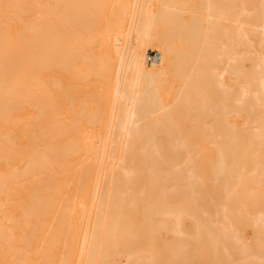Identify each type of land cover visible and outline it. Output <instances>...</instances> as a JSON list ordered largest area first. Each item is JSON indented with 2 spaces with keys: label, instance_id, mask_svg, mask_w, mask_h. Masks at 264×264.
<instances>
[{
  "label": "bare ground",
  "instance_id": "obj_1",
  "mask_svg": "<svg viewBox=\"0 0 264 264\" xmlns=\"http://www.w3.org/2000/svg\"><path fill=\"white\" fill-rule=\"evenodd\" d=\"M0 264H264V0H0Z\"/></svg>",
  "mask_w": 264,
  "mask_h": 264
},
{
  "label": "rangeland",
  "instance_id": "obj_2",
  "mask_svg": "<svg viewBox=\"0 0 264 264\" xmlns=\"http://www.w3.org/2000/svg\"><path fill=\"white\" fill-rule=\"evenodd\" d=\"M154 52H157V50L156 49H147V51H146V54L148 55V57L149 56H153V54H154ZM153 60L152 59H149V58H147V63L150 65V63L152 62Z\"/></svg>",
  "mask_w": 264,
  "mask_h": 264
},
{
  "label": "built area",
  "instance_id": "obj_3",
  "mask_svg": "<svg viewBox=\"0 0 264 264\" xmlns=\"http://www.w3.org/2000/svg\"><path fill=\"white\" fill-rule=\"evenodd\" d=\"M158 56H159L158 52H154V54H153V56H152V57H151V56H149V59H152V60H157V59H158Z\"/></svg>",
  "mask_w": 264,
  "mask_h": 264
}]
</instances>
